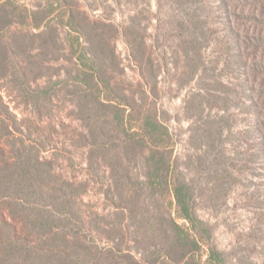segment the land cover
<instances>
[{"label":"rangeland","instance_id":"1","mask_svg":"<svg viewBox=\"0 0 264 264\" xmlns=\"http://www.w3.org/2000/svg\"><path fill=\"white\" fill-rule=\"evenodd\" d=\"M0 264H264V0H0Z\"/></svg>","mask_w":264,"mask_h":264},{"label":"trees","instance_id":"2","mask_svg":"<svg viewBox=\"0 0 264 264\" xmlns=\"http://www.w3.org/2000/svg\"><path fill=\"white\" fill-rule=\"evenodd\" d=\"M184 216L188 219H191V213L186 211L184 213ZM174 228H172V234L173 236L177 237L178 243H183V244H190V243H195V245H198V241L192 239V236L190 232H186L184 228L176 223L173 225Z\"/></svg>","mask_w":264,"mask_h":264}]
</instances>
